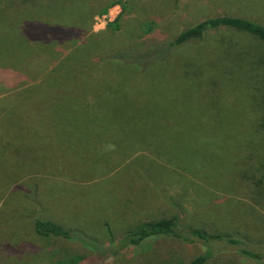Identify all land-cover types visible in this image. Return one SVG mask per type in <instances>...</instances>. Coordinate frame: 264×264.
I'll list each match as a JSON object with an SVG mask.
<instances>
[{"label": "rangeland", "instance_id": "1", "mask_svg": "<svg viewBox=\"0 0 264 264\" xmlns=\"http://www.w3.org/2000/svg\"><path fill=\"white\" fill-rule=\"evenodd\" d=\"M224 14L264 25V0H0V133H19L6 147L0 143L16 154L10 161L0 158V264H55L79 256L76 264H186L207 251L203 264H264V256L241 255L224 239L204 245L149 237L104 253L101 262L93 249H115L116 239L134 224L172 214L184 230L203 228L264 249V178L252 183L264 171V43L210 30L176 52L174 63L188 75L181 79L209 88L220 76L225 85L239 83L220 102L229 126L156 121L139 127L124 119L120 130L102 126L140 143L127 148V140L118 146L110 131L96 128L95 114L91 127L73 130L49 124L17 131L10 118L58 94L48 90L52 80L59 82L52 70L76 65L66 60L74 44L95 41L79 62L83 66L115 57L120 49L153 48L185 27ZM114 20L116 28L108 25ZM19 67L42 69L30 76ZM190 87L187 82L177 90L189 97ZM63 114L51 113L58 123L71 119ZM159 143L164 150L155 152ZM34 154L43 160L29 161ZM255 154L260 165L250 169L244 158ZM35 217L56 222L73 237L37 236L31 227Z\"/></svg>", "mask_w": 264, "mask_h": 264}, {"label": "trees", "instance_id": "2", "mask_svg": "<svg viewBox=\"0 0 264 264\" xmlns=\"http://www.w3.org/2000/svg\"><path fill=\"white\" fill-rule=\"evenodd\" d=\"M105 10L106 7L100 13H104ZM108 25L113 28L117 26L115 20ZM210 30H229L236 34L240 33L239 35H246L251 40L264 43L263 24L246 17L225 14L204 18L190 27L183 28L169 41L167 40L153 48L136 52L120 49L114 53L115 57L109 56L103 61L93 62L92 64L87 62V64L81 66L82 63L79 62L88 58V50L95 42L93 39H87L84 43L72 45L71 50L66 53V60H70L76 65L67 64L70 67L65 68V70H60L62 68L55 66V69L52 70L59 73L58 76H55L59 82L56 83L52 80L53 83L48 84V90H57L58 94L50 96L34 110L31 108L28 111H21L17 117H12L11 114L13 127L17 131L21 128L29 131V128H34L33 125L39 127V125L49 126L51 124L54 128L59 129H87L93 125L92 114L96 115L97 129L98 127L103 129L102 126L106 127L109 123L119 129L120 121L124 120L133 121L139 124V127L147 125V123L155 124L156 121H158L156 125L162 121H168L169 123H183L191 127H202L204 124L209 123L212 125L221 124V126L232 125V122L228 120V113L220 102H222L223 96L225 98L223 99L227 101L229 96L240 88L239 83L231 82L225 85L223 76H220L218 84L209 88L202 82L181 79L188 76L186 75L187 72L173 61L177 56L176 52L187 47V42L203 39L205 33ZM75 55L76 57H74ZM136 60H140V62ZM165 60L168 62L170 60L169 65L163 63ZM6 62L8 61L6 60ZM41 69V67H31L26 72V68H18L19 71L24 70L30 76L35 75ZM30 79L32 78L30 77ZM234 80L236 79L230 81ZM187 82L193 87L189 89L191 92L189 97L183 95V90H177L180 84ZM95 93L96 96L90 99V95ZM184 97L188 99L187 102H178L179 99L183 100ZM208 97H210L209 100H207ZM180 107H189L190 111H181ZM54 111L63 112L64 116L65 114L69 115L71 119L68 121L62 119L58 123L52 118L51 113ZM148 118L150 120H147ZM237 125H239L238 122ZM250 130L255 132L257 128L251 127ZM105 131H110L107 132L109 138L118 146L122 142L121 140H127L125 143L127 148L140 144L129 141L127 134L121 137L119 134H111L113 132L111 129ZM18 134L12 131L9 134L0 133V143H3V146L6 147L8 144L13 143ZM43 137L44 140L48 138V136ZM141 143L144 145L151 144V142ZM2 150L0 148V158L10 161V157H16L15 152L10 148H5V151ZM163 150L164 145L161 143L154 147L155 152H162ZM28 159L29 161L33 159L40 160L42 157L34 154L31 159ZM244 159L250 169L260 165L257 162L260 159L256 154L247 156ZM196 163L199 167L201 161ZM147 165L152 166V164ZM261 166L264 167V163H261ZM261 174V177L256 181L253 180L252 183L262 184L264 171ZM31 227L37 236L73 237L69 231L56 222L39 217L32 219ZM156 236L173 237L188 243L200 241L204 245H208L211 240L224 239L227 245L234 246L241 255L254 260H260L264 256V249L251 247L241 239L232 236L211 233L198 227H190L184 230L176 214L161 216L152 220H142L134 224L116 239L115 249L109 247V249L104 250V247L100 245L93 249L96 250V256L101 257L99 258V262H101L105 259L103 257L104 253L114 254L117 252L116 249L129 245L135 246L144 239ZM208 252L196 255L186 264H203ZM80 259L79 256L72 259V262L63 260L55 264H76L80 262Z\"/></svg>", "mask_w": 264, "mask_h": 264}]
</instances>
